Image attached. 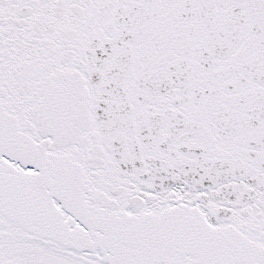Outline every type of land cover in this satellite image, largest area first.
Wrapping results in <instances>:
<instances>
[{
    "label": "snow or ice",
    "instance_id": "obj_1",
    "mask_svg": "<svg viewBox=\"0 0 264 264\" xmlns=\"http://www.w3.org/2000/svg\"><path fill=\"white\" fill-rule=\"evenodd\" d=\"M0 264H264V0H0Z\"/></svg>",
    "mask_w": 264,
    "mask_h": 264
}]
</instances>
